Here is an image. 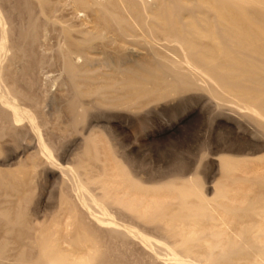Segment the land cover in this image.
I'll list each match as a JSON object with an SVG mask.
<instances>
[{"label": "bare ground", "instance_id": "bare-ground-1", "mask_svg": "<svg viewBox=\"0 0 264 264\" xmlns=\"http://www.w3.org/2000/svg\"><path fill=\"white\" fill-rule=\"evenodd\" d=\"M33 1L47 21L58 3L66 0ZM70 1L96 17V26L83 34L82 41L71 42L70 32L64 29L68 36V49L63 51L65 71L75 101L92 99L87 107L71 106L81 121L90 107L143 111L164 100L200 91L209 94L218 109H229L257 124L264 136V0H177L178 12L162 0ZM3 20L0 11V103L12 115L13 126L28 121L38 129L35 114L20 108L21 92L9 79L10 74L21 71L13 69L16 60L10 53L14 42ZM37 25L32 24L28 31L34 40L38 38ZM108 39L119 60L105 61L102 69L95 71L91 69L95 63L92 43ZM138 41L149 51V58L141 65L128 59L143 54L136 48ZM104 69L111 72L106 74ZM39 147L43 155H50L41 136ZM86 155L96 162L101 156L96 145ZM235 162L221 158L222 180L212 200L199 177L150 188L118 159L112 169L105 166L100 177H93L101 194L93 193L91 183L81 179L79 171L66 172V176L91 221L110 229L114 239L141 245L152 264H264V173L250 174V168L242 170ZM87 168L82 166V171ZM28 176L0 181V192L8 199L21 197ZM111 206L117 213L110 212ZM12 214L0 209V227L5 233L0 264L12 243L6 236L16 232L19 245L24 238L22 216L13 218ZM75 222L72 219L66 227ZM149 228L153 232H148ZM59 231L57 222L47 233L37 231L39 241L31 245L41 257L34 264L114 263L101 241L88 231L78 233L70 249L59 247ZM24 263L19 259L15 264Z\"/></svg>", "mask_w": 264, "mask_h": 264}, {"label": "rangeland", "instance_id": "rangeland-1", "mask_svg": "<svg viewBox=\"0 0 264 264\" xmlns=\"http://www.w3.org/2000/svg\"><path fill=\"white\" fill-rule=\"evenodd\" d=\"M162 1L178 12L177 0ZM0 11L3 23L10 28V41L15 43L11 42L14 48L10 55L14 54L16 60L12 67L21 71V74H10L9 79L21 92L20 108L34 113L39 124L38 129L28 121L13 126L12 115L0 103V181L11 179L13 182L12 178L18 180L29 174L28 187L23 190L26 195L21 193V197L10 200L0 192V209H8L11 214L14 212L13 218L22 216L23 225L27 228H21L24 238L28 237L27 240V237L23 238L19 245L15 239L16 232L6 236L12 243L2 264H15L19 259L24 264L37 262L41 254L32 250L31 245L39 241L37 231L47 233L56 222L60 225V248L70 249L76 235L86 230L101 241L107 256L114 258L113 264H152L146 259L141 245L121 240L122 243L120 239L113 238L110 229L91 221L66 172L79 171V177L91 183L89 187L93 193L101 194L102 190L93 177H100L105 166L112 169L118 159L136 179L150 188L199 177L202 188L209 189L207 196L211 200L215 198L216 186L222 180L221 158L236 160L242 170L250 168V174L256 171L264 173V136L257 124L229 109H218L216 101L204 92L191 91L143 111L90 107L86 119L81 121L71 106L87 107L92 99L75 101L76 95L65 71L63 51L68 49V36L64 29L70 32L71 42L82 41L84 35L96 26L95 14L77 8L70 0L58 3L47 21L41 17L33 0H0ZM34 23L38 24L37 40L28 32ZM108 40L92 43L95 63L91 69H102L105 61L118 62L119 56ZM135 45L143 54L128 59L141 65V61L149 58L146 55L149 51L142 41L135 42ZM104 70L106 74L111 72ZM40 136L50 148V155L41 153ZM94 145L101 155L98 162L89 160L86 155ZM82 166H87V171H82ZM110 212L115 214L117 209L111 206ZM72 219L76 221L75 225L66 227ZM0 230L1 245L5 233L2 228ZM148 232H153V229L149 228Z\"/></svg>", "mask_w": 264, "mask_h": 264}]
</instances>
